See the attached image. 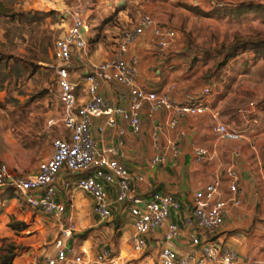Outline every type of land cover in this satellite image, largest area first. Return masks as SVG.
Instances as JSON below:
<instances>
[{"label": "built area", "instance_id": "1", "mask_svg": "<svg viewBox=\"0 0 264 264\" xmlns=\"http://www.w3.org/2000/svg\"><path fill=\"white\" fill-rule=\"evenodd\" d=\"M115 7L119 0H109ZM211 5L222 7V3L211 1ZM69 24L62 37L55 41L54 56L57 60L55 73L60 121L64 134L52 140V153L48 159L38 163L35 172L22 176L0 163V188L12 189L32 210L51 215L57 220L58 234L54 241V253L42 256L35 264H83L85 248L78 251L67 246V241L76 230L71 216L66 215L65 202L57 200L56 178L62 169L76 175V188L86 192L93 201L92 212L104 221L111 216V204L105 184L116 185L115 203L125 206L131 217L133 233L130 236L131 249L142 253L147 249V235L157 228L164 227L163 240L166 245L158 250L157 264H264L252 256L240 258L237 252L224 243H217L214 236L223 224L224 217L231 208L241 205L240 178L234 166L224 170L223 179L217 178L204 188L196 191L191 199L190 213L183 220V227L192 228L189 236L190 247L179 254L171 242L179 239L182 227L171 220V215L181 208L180 201L170 193L153 191L145 197L139 191L144 175L131 172L118 160L119 149L123 144L124 131L117 129L118 139L109 147L99 149L93 139L91 129L95 118L105 117L107 127H116L118 120L127 122L132 134L140 135L142 121L139 112L141 103H146L149 113L166 110L169 114L166 127L174 130L175 137L167 147L161 145L163 127L154 126L152 138L155 153L151 166L167 162L170 155L180 153V143L185 132L178 129L179 122L187 116L207 115L213 135L225 141L236 142L243 139L256 123L253 113L257 104L248 102L236 109L241 124L233 126L221 119L218 106L210 101V86L203 87L192 96L176 98L172 94L173 85L164 91L147 90L137 78V60L124 57L128 47L137 38L150 32L153 45L164 50L177 38L175 28L159 25L150 14H143L129 29L122 31L114 52L97 65L88 64L82 76L86 85L87 97L77 96L79 83L71 79L69 67L73 54L81 62L85 61L87 37L90 32V19L86 10L78 6L69 8ZM113 82L119 88L117 101L110 102L100 91L103 82ZM122 89H126V94ZM126 100L127 105L122 102ZM54 124V120H49ZM193 161L197 164L208 160V150L199 145L193 146ZM224 180L228 194L220 193ZM96 264H134L111 255L106 248L95 257Z\"/></svg>", "mask_w": 264, "mask_h": 264}, {"label": "rangeland", "instance_id": "2", "mask_svg": "<svg viewBox=\"0 0 264 264\" xmlns=\"http://www.w3.org/2000/svg\"><path fill=\"white\" fill-rule=\"evenodd\" d=\"M76 1L2 0L5 15L0 16V163L22 176L35 172L38 163L50 157L52 140L64 134L54 44L64 35L69 24L68 10ZM78 1L82 6L87 1L85 10L91 29L85 61L73 54L71 76L76 77L81 65L89 63L87 56L91 60L92 54L102 56L99 60L110 56L122 31L131 28L141 15L150 14L157 24L177 31L180 51L176 54L175 67H181V82L191 81L181 91L186 88V92L193 93V87L213 78L215 102L221 101L220 114L228 117L233 126L241 124L236 115L238 107L253 101L264 109V57L248 68L243 58L224 66L234 44L264 40V10H258L257 5L238 16L206 17L202 13L210 11L189 8L197 0H127L126 8L117 13L116 9L104 11L106 4L111 5L109 0ZM226 1L264 5V0ZM70 3L68 8H62ZM78 88L83 92L82 86ZM49 120L55 123L49 124ZM197 123L201 124L193 120L191 125ZM258 155L261 197L256 204L264 209V139L259 142ZM85 194L88 195L76 188L74 182L65 195L66 200L78 196L86 202ZM11 222H21L25 227L12 229L8 225ZM58 223L56 218L32 210L12 189L0 188V258H11L12 264H35L42 256L53 254Z\"/></svg>", "mask_w": 264, "mask_h": 264}, {"label": "crops", "instance_id": "3", "mask_svg": "<svg viewBox=\"0 0 264 264\" xmlns=\"http://www.w3.org/2000/svg\"><path fill=\"white\" fill-rule=\"evenodd\" d=\"M77 1L73 6H78L85 10L87 1L84 2V6H82L81 2L78 1V3ZM211 1L220 2L223 5L231 4V2H227L226 0H197L192 6L200 10L202 9L201 11H211L216 8L210 4ZM119 4L121 7L118 11L121 12L126 8L127 0H119L117 5ZM69 5L71 3L62 5V8H68ZM114 8L106 4L103 9L104 11H114ZM87 16L89 17V15ZM154 19L157 21L156 18ZM120 35L115 40L116 44L113 50L118 45ZM99 49H101V46ZM179 51L177 38L169 48L160 50L153 45L152 34L146 32L128 47L124 57L127 60L132 57L136 58L137 78L145 89L164 91L170 85H173L172 94L176 98H181L197 93L205 86H210L212 90L210 101L213 105L220 107L221 101L215 102L213 96L212 81L214 79L212 77V81L210 80L205 84H201V86L193 87L195 88L193 93L191 91L186 92V88H184V91H181L185 87V84L191 81L188 80L183 83L179 79L182 70H180L181 67H175L177 63V59L175 58L178 57L176 54ZM105 54V57L108 56L106 52ZM256 55V49H240L235 56L228 58L224 66L230 64L231 60L236 61L243 58L244 65H248V68L252 62L260 60H255ZM100 57L102 56L98 57L92 54L93 60H91L87 56L88 64H99L105 59L99 60ZM88 64L81 65V69L76 77L71 76L72 80L78 82L79 86L84 88L81 93L79 92V88L77 89L79 100L87 97L86 85L82 81V76L86 74V66ZM118 90L117 85L111 81L101 83L99 88L100 93L112 103L117 101ZM122 90L126 94V89ZM122 103L127 105L126 100ZM139 112L142 121L140 135L132 134L127 122L120 119L116 127H107L104 116L94 119L91 133L97 147L104 149L118 139L117 129L123 130V144L119 149L118 160L131 172L144 175V182L139 187L141 194L148 198L153 191L170 193L180 201L181 208L178 212L172 213L171 220L182 227L181 234L178 240L168 245L174 247L179 254L185 253L188 250L190 247L189 236L192 228L183 227V220L190 213V203L193 194L213 180L217 178L223 179L224 170L232 165L240 178L242 206L231 208L228 211L224 217L223 224L213 238L215 242L224 243L234 249L240 258L252 256L264 261V209L257 208L258 204H256L261 197V193L259 194L260 189L258 188L260 184L259 173H261V170H259L258 147L259 142L264 139V109L262 106H257L253 113L256 123L252 125L243 139L233 142L234 144L231 143L232 141L228 143V141L220 140L213 135L207 115L187 116L183 118L178 124V129L185 132V137L180 143L179 155L176 157L170 155L167 162L155 166H151L150 163L155 153L152 138L153 127L161 125L164 128L159 141L165 148L168 141L175 137V133L174 130L166 127L167 120L169 119V114L166 110H159L152 114L149 113L147 104L141 103ZM238 117L241 121V117ZM221 119L228 123L231 122L225 116H221ZM193 120L201 124L191 125ZM229 124L233 125L232 123ZM199 138L201 139L199 140ZM195 145L203 146L208 150L210 155L208 160L200 164L193 161L192 149ZM75 178V174H69L65 169H62L55 183L57 192L59 189L61 190L60 194L57 193V200L65 202L67 207L65 216L72 217L74 209L78 210L77 212L75 211L76 215L74 216L76 230L67 241V246L73 247L77 251L81 247L87 250V253L83 255V264H96L94 262L95 257L104 248L109 250L112 256L134 264H157L158 250L160 246L166 245V242L163 240L164 227L157 228L147 235V249L144 252H133L129 240L133 233L131 217L125 206L117 204L114 201L117 190L116 185L105 184L108 201L111 204V216L107 220L102 221L93 214V201L89 195L85 194L87 196L85 198L87 199L86 202H83L78 196L66 200L65 194L68 193ZM220 193L223 196L228 194L224 180L220 184ZM82 231L84 232L82 233ZM85 233H88L87 236H84Z\"/></svg>", "mask_w": 264, "mask_h": 264}, {"label": "trees", "instance_id": "4", "mask_svg": "<svg viewBox=\"0 0 264 264\" xmlns=\"http://www.w3.org/2000/svg\"><path fill=\"white\" fill-rule=\"evenodd\" d=\"M253 5H257L260 9L264 10V5L261 4H255L251 1H241L239 3H235V4H229V5H222V7H216L213 10H211L210 12H203L202 15L206 16V17H210L212 15H224V16H238V15H242L248 11H251L254 9L255 6ZM121 5H116L114 10L116 11L115 13H117V11L120 9ZM190 9H197V7H189ZM5 15V10H4V6H3V2L2 0H0V16ZM88 42V41H87ZM240 49H256L257 50V55H256V59H262L264 57V40H256V41H242L239 42L238 44H234L233 46H231L230 51L227 53V58L229 57H233L236 55V53L239 52ZM21 223V222H20ZM20 223H15V222H11L8 225L15 230H23L24 229V225L20 224ZM2 250V248L0 247V251ZM11 257V256H10ZM0 264H12L11 262V258H0Z\"/></svg>", "mask_w": 264, "mask_h": 264}]
</instances>
